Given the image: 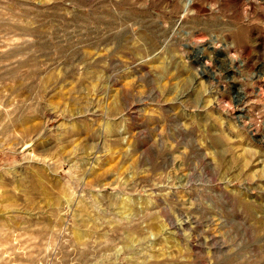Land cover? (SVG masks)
I'll return each mask as SVG.
<instances>
[{"label":"rangeland","instance_id":"obj_1","mask_svg":"<svg viewBox=\"0 0 264 264\" xmlns=\"http://www.w3.org/2000/svg\"><path fill=\"white\" fill-rule=\"evenodd\" d=\"M0 0V264H264V0Z\"/></svg>","mask_w":264,"mask_h":264},{"label":"bare ground","instance_id":"obj_2","mask_svg":"<svg viewBox=\"0 0 264 264\" xmlns=\"http://www.w3.org/2000/svg\"><path fill=\"white\" fill-rule=\"evenodd\" d=\"M191 2H192V0H187L186 6H187V5H190Z\"/></svg>","mask_w":264,"mask_h":264}]
</instances>
